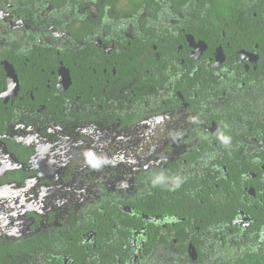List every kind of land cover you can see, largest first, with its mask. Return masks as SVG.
<instances>
[{
    "label": "flooded vegetation",
    "instance_id": "af4514ba",
    "mask_svg": "<svg viewBox=\"0 0 264 264\" xmlns=\"http://www.w3.org/2000/svg\"><path fill=\"white\" fill-rule=\"evenodd\" d=\"M251 3L0 0V264L264 255Z\"/></svg>",
    "mask_w": 264,
    "mask_h": 264
},
{
    "label": "trees",
    "instance_id": "16d2710c",
    "mask_svg": "<svg viewBox=\"0 0 264 264\" xmlns=\"http://www.w3.org/2000/svg\"><path fill=\"white\" fill-rule=\"evenodd\" d=\"M208 2L212 3V10L215 12L218 18L236 17L239 15V12L242 11L243 7H247L252 4L251 0H214L213 2L211 0H208ZM113 221H116V219H113ZM89 225H90L89 227L90 229H94V230L96 229L98 231L99 235L97 238L98 240L97 243L98 244L101 243L103 230L105 231L108 227L104 225V221H101V224H97V223H94L93 219L90 221ZM218 242L219 241H217V243ZM209 250L213 251V245L210 247ZM255 254H252L254 256H248L242 259L239 258L236 261H234L233 264H264V255H258V254L255 255ZM205 259L206 257H202V254H201L199 256L198 263L199 264H207V263L218 264L220 263L219 256L214 255L212 259H209L208 261H205Z\"/></svg>",
    "mask_w": 264,
    "mask_h": 264
},
{
    "label": "clouds",
    "instance_id": "9594fccd",
    "mask_svg": "<svg viewBox=\"0 0 264 264\" xmlns=\"http://www.w3.org/2000/svg\"><path fill=\"white\" fill-rule=\"evenodd\" d=\"M225 142H227V141H225Z\"/></svg>",
    "mask_w": 264,
    "mask_h": 264
},
{
    "label": "water",
    "instance_id": "95a60500",
    "mask_svg": "<svg viewBox=\"0 0 264 264\" xmlns=\"http://www.w3.org/2000/svg\"><path fill=\"white\" fill-rule=\"evenodd\" d=\"M193 255V254H192Z\"/></svg>",
    "mask_w": 264,
    "mask_h": 264
}]
</instances>
